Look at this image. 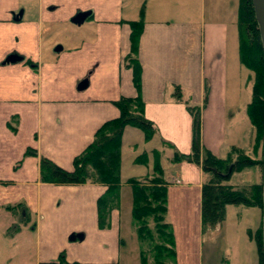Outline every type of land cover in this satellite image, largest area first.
Listing matches in <instances>:
<instances>
[{
    "label": "crops",
    "instance_id": "1",
    "mask_svg": "<svg viewBox=\"0 0 264 264\" xmlns=\"http://www.w3.org/2000/svg\"><path fill=\"white\" fill-rule=\"evenodd\" d=\"M234 1L0 0V264L52 262L61 253L69 264H120L125 256L121 198L108 227L100 229L97 199L106 187L43 182L39 161L43 157L72 171L73 160L97 130L119 116L114 102L138 96L132 70L125 66L130 22L138 21L139 93L156 133L147 140L139 130L141 142L131 144L127 133L136 135L131 130L136 128L124 129L121 188L129 179L153 173L156 152L167 183L175 264H258L252 230L235 224L236 239L217 255L214 235L231 237L223 228L226 215L209 229L205 243L201 186L206 177L199 165L172 161L174 152L190 153L188 105L200 108L205 149L227 158L233 150L250 148L254 157V131L246 114L251 96L242 86L237 48L239 0ZM81 12L87 17L72 26L70 20ZM11 56L18 60L7 62ZM246 77L250 80V72ZM177 88L179 101L173 96ZM28 150L35 154L25 155ZM124 153L134 173L122 177ZM141 154L147 163L135 166ZM259 173L257 168L251 185L259 183ZM71 234L83 237L69 241Z\"/></svg>",
    "mask_w": 264,
    "mask_h": 264
},
{
    "label": "trees",
    "instance_id": "2",
    "mask_svg": "<svg viewBox=\"0 0 264 264\" xmlns=\"http://www.w3.org/2000/svg\"><path fill=\"white\" fill-rule=\"evenodd\" d=\"M130 55L125 66L132 70V82L138 92L135 98H120L114 102L119 116L104 123L95 133L92 143L73 160L72 171H67L41 157L39 174L43 182L55 185H79L85 183L101 184L105 192L97 199V221L100 229L109 225L110 213L118 209L121 198V139L126 127L140 130L148 140L155 133L153 123L143 113V101L140 96L141 67L136 54L142 24L130 22ZM238 57L239 62L252 76V100L246 112L256 135L253 144L257 151L259 136L264 137V55L251 0H239L237 11ZM175 99H181L178 88L174 91ZM192 118L191 144L189 155L174 152L172 161H186L201 167L205 181L201 186V222L202 229L215 227L225 216L228 205L258 207L262 210V180L258 184L234 186L229 184L232 175L243 169L259 168L261 179L263 155L260 160H253L242 150H233L227 158H219L201 144L200 108L188 105ZM264 143V139H263ZM169 145V144H166ZM240 152H243L242 154ZM35 154L28 150L25 155ZM235 158H232V156ZM153 173L139 179H129L131 189L130 226L136 243L145 241L144 248L136 249L139 264H175L173 234L166 220V182L154 153ZM135 164L145 165L147 156L141 154ZM258 250V264H263L261 230L254 233ZM123 244L124 241L122 240ZM138 245V244H137ZM138 247V246H137ZM40 264H69L61 253L55 261ZM77 264V263H72Z\"/></svg>",
    "mask_w": 264,
    "mask_h": 264
},
{
    "label": "rangeland",
    "instance_id": "3",
    "mask_svg": "<svg viewBox=\"0 0 264 264\" xmlns=\"http://www.w3.org/2000/svg\"><path fill=\"white\" fill-rule=\"evenodd\" d=\"M231 1H232V4L233 3L235 4L234 0H230V4H231ZM231 7L233 9V7H235V5H232ZM72 26H75V25H72ZM237 34H238V29H237ZM234 36H236L235 32H234ZM238 46H239V43H238ZM241 68H242V73H241L242 86H243L245 93H248V92L250 93V96H251L250 102H251V100H252V87L254 84V75L252 76V73H250V80H247L246 76L248 75L249 72H248V70H246L245 67L242 66ZM246 114H247V112H246ZM244 129L245 130L248 129L247 125L244 126ZM128 130H130V129H128ZM131 130H134L136 132V135H134V133H129V134L127 133V135H129V136H127L126 140L130 141L131 144H136L137 142H141V138L139 140V135H137V134H141L140 131L138 129H131ZM134 131H131V132H134ZM253 131H254V129H253ZM255 135H256V133L254 131L253 144L256 141ZM263 139H264L263 136H261V137L259 136V138H258L259 143L256 144L257 151L254 152V157H251L252 152H250V148L247 149L246 151H243L244 153L243 152H240V153L241 154L243 153L245 155L246 154L249 155V157L253 160H260L261 155L263 153V144H264ZM139 148H140V146L138 145V147H136V151L139 150ZM232 158H235V156L233 155ZM122 163H123L122 177L128 176V175L134 173V169H133L134 167H132L133 165H131L132 162L129 159V157L126 156L125 153L123 154ZM137 165H140V164H136L135 166H137ZM139 167H143V166H139ZM137 170H138V173H141L143 168H139ZM256 170H257L256 167L255 168L251 167V168L243 169L240 172H236L232 175V177L228 183L232 184L234 186L250 185V184L254 183L256 180V174H255ZM258 179H259L258 180L259 182L262 180L261 174H260ZM170 181H171V183H174V184L179 183V180H176L175 178H171ZM120 193H121V214H122L121 215V223H122L121 230L123 232V238H124L123 241L125 244L123 246V252H122L125 256L123 255L124 257H122L120 264H139L138 258L134 257L135 253H132V252H135L137 248L139 249V247L144 248V245H146L147 242L143 241L139 245L138 242L136 243L135 236H133V234L130 233V229L132 228V226H130V214H129L130 207H131V190H130L129 185H127L125 183V185H123V187L121 188ZM225 215H226L225 216L226 218L224 219L223 228H225V231L227 230L228 232H230L231 237L221 236L220 234L214 235V238L216 240H219V242L216 241V253H217V255L225 253V248H227V249L229 248V245H228L229 241L228 240L231 241V240L236 239V237H237V232L235 234L231 233L232 230H236L234 228V226L232 227V224H235L236 226L239 225L240 227H243L244 229L249 228V230H252L251 237L253 240H254V233H255V231H253V230H255V224H256L257 220H260L258 222L257 231L259 229L261 230L262 210L258 207H245L243 205H238V206L228 205L227 210L225 209ZM209 229H211V228L205 229L207 231L205 234V237H204L205 243H207V240L210 236ZM242 238H243V236H242ZM251 242L254 246V242L253 241H251ZM130 247H132V248H130ZM138 249H137V251H138Z\"/></svg>",
    "mask_w": 264,
    "mask_h": 264
},
{
    "label": "water",
    "instance_id": "4",
    "mask_svg": "<svg viewBox=\"0 0 264 264\" xmlns=\"http://www.w3.org/2000/svg\"><path fill=\"white\" fill-rule=\"evenodd\" d=\"M253 13L255 17V21L257 23V28L259 32L261 48L264 55V0H251ZM87 12H81L76 14L70 21L74 25H81L85 18L87 17ZM60 47H56L55 51H60ZM18 60V57L11 56L7 58V62H14ZM85 81L82 82L81 87L85 85ZM82 234H71L68 237L69 241H73L75 239H82ZM261 240H262V254H263V264H264V144H263V178H262V221H261Z\"/></svg>",
    "mask_w": 264,
    "mask_h": 264
}]
</instances>
